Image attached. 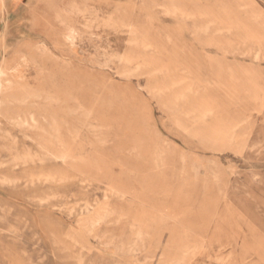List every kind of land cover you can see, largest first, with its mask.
<instances>
[{
  "label": "rangeland",
  "instance_id": "1",
  "mask_svg": "<svg viewBox=\"0 0 264 264\" xmlns=\"http://www.w3.org/2000/svg\"><path fill=\"white\" fill-rule=\"evenodd\" d=\"M0 264H264V0H0Z\"/></svg>",
  "mask_w": 264,
  "mask_h": 264
},
{
  "label": "bare ground",
  "instance_id": "2",
  "mask_svg": "<svg viewBox=\"0 0 264 264\" xmlns=\"http://www.w3.org/2000/svg\"><path fill=\"white\" fill-rule=\"evenodd\" d=\"M124 22V21H123ZM125 58V57H124Z\"/></svg>",
  "mask_w": 264,
  "mask_h": 264
}]
</instances>
